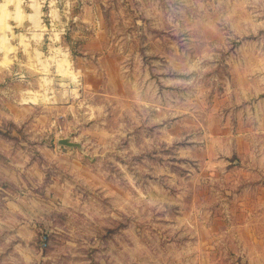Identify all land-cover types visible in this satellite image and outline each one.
I'll list each match as a JSON object with an SVG mask.
<instances>
[{
    "label": "rangeland",
    "instance_id": "1",
    "mask_svg": "<svg viewBox=\"0 0 264 264\" xmlns=\"http://www.w3.org/2000/svg\"><path fill=\"white\" fill-rule=\"evenodd\" d=\"M0 4V264H264V0Z\"/></svg>",
    "mask_w": 264,
    "mask_h": 264
},
{
    "label": "water",
    "instance_id": "2",
    "mask_svg": "<svg viewBox=\"0 0 264 264\" xmlns=\"http://www.w3.org/2000/svg\"><path fill=\"white\" fill-rule=\"evenodd\" d=\"M59 143L66 144V145H69V146H77L78 145V143L73 142L69 138H61V139H59Z\"/></svg>",
    "mask_w": 264,
    "mask_h": 264
},
{
    "label": "bare ground",
    "instance_id": "3",
    "mask_svg": "<svg viewBox=\"0 0 264 264\" xmlns=\"http://www.w3.org/2000/svg\"><path fill=\"white\" fill-rule=\"evenodd\" d=\"M2 7H3V5L0 4V8H2ZM59 63H60V60H59ZM61 63H64V61L61 62ZM66 63H68V61H67ZM64 64H65V63H64ZM68 64H69V63H68ZM68 64H67V65H68ZM60 65H63V64H60ZM63 66H64V65H63ZM64 68H65V67L62 68V66H61V67L59 66V70H61V73L63 72ZM62 69H63V70H62ZM65 69H67V66H66ZM64 71H65V70H64ZM65 72H66V71H65ZM68 72H69V71H68ZM68 72H67V73H68ZM59 73H60V72H59ZM72 74H74V73H72ZM62 85H63V84H62ZM41 101H42V100H41Z\"/></svg>",
    "mask_w": 264,
    "mask_h": 264
}]
</instances>
